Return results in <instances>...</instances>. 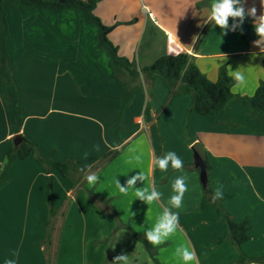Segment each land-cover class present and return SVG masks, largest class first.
<instances>
[{
	"label": "crops",
	"instance_id": "obj_1",
	"mask_svg": "<svg viewBox=\"0 0 264 264\" xmlns=\"http://www.w3.org/2000/svg\"><path fill=\"white\" fill-rule=\"evenodd\" d=\"M211 2L102 0L94 14L103 25L114 27L110 41L139 70L164 54L187 53L211 81H217L221 67L227 71L229 66L233 71L241 67L247 83L233 91L234 84L232 92L251 97L264 81V52L253 43L259 37L243 39L246 21L242 31L225 34L208 21ZM252 6L259 16L260 0H246L245 8ZM4 8L11 33L7 51L21 92L22 122L17 133L14 106L0 84V175L8 153L16 146L15 138L22 135L36 143L46 158L64 162L74 157L88 168L86 177L94 172L99 181L90 186L86 179L84 186L73 188L54 167L47 173L31 158L13 162L7 180L0 185V264L7 259L15 264H47L49 251L39 242L49 230L45 197L50 176L53 202L59 208L52 222L54 264H112L122 253L130 256L131 264H140L141 252L132 241L141 242L133 232L145 235L164 208L171 207L172 182L178 176H185L188 186L182 207L172 209L179 212L180 230L164 244L153 246V263L183 264L175 249L187 241L199 264H238L239 253L233 244H216L226 234L225 226L217 222L216 209L201 208L205 189L193 159L196 142L210 165L209 189L231 196L224 205L236 222L251 220L244 252L264 257V133L256 132V121L246 116L244 106L232 102L217 115L193 113L187 120L191 96L183 95L167 106L169 91L160 81L153 83L141 74L134 99L124 107L109 58L97 47L98 27L86 23L82 11L58 13L8 1ZM69 47L73 53L67 55ZM230 121L237 126L229 129ZM114 150H120L114 160L98 165ZM169 151L194 169L154 167L153 154L161 157ZM135 154H142L141 163L130 161ZM140 171L148 177L145 185H154L162 193L151 205L135 199L133 190L124 195L116 187V179L125 186ZM142 187V181L134 185ZM88 190L110 200L114 211L95 201ZM120 221L125 225L120 227Z\"/></svg>",
	"mask_w": 264,
	"mask_h": 264
},
{
	"label": "trees",
	"instance_id": "obj_2",
	"mask_svg": "<svg viewBox=\"0 0 264 264\" xmlns=\"http://www.w3.org/2000/svg\"><path fill=\"white\" fill-rule=\"evenodd\" d=\"M18 2L25 8H39L43 10H51L58 13L69 9L80 10L85 15L86 23L95 24L98 27L97 47L98 50L105 53L110 61V67L115 80L119 83L122 93L124 107H126L135 97V90L140 87L139 81L141 74L147 79L155 83L160 81L161 85L169 91V100L167 106L175 99L189 95L192 98V105L188 111V116L193 113L208 116L217 115L225 111L229 105L234 102L245 107L246 116L249 119L256 121V132L264 133V81H262L256 93L249 96L236 95L232 92V87L235 81L227 75V68L221 67L217 81H211L197 66L195 58L187 53L178 55L164 54L157 59L152 65L139 70L136 62L130 61L128 58L120 56L118 48L110 41L109 35L114 27H107L102 24L101 20L94 14L96 5L102 0H58L56 2L44 0H0V84L4 92V96L8 102H11L15 109V130L19 133L21 128V92L15 77V69L10 63L9 54L7 51V41L10 38L7 13L4 8L5 2ZM246 27L243 33L244 40L257 38L254 29L252 17H246ZM205 30L199 39L202 41L206 34ZM123 111L119 115V121H122ZM228 128L237 126L236 122H228ZM16 146L8 153L7 163L3 172L0 175V185L8 178V171L13 162L17 160L33 159L47 173L50 168H56L60 174L67 179L73 188L76 186H84L86 184V174L88 168L76 161L72 156L68 157L64 162H57L52 158H46L42 155L39 146L28 140L22 135L17 136ZM16 137V138H17ZM15 138V139H16ZM120 154V150H114L107 153L98 165L109 163ZM208 169L210 165L207 161ZM183 168L193 170V165H184ZM53 177H49L48 190L45 197V204L48 212L47 226L49 227L47 237L39 242V246H46V251H49L47 264H54L50 255L52 246L53 219L57 216L59 208L53 202ZM91 197L106 206L108 211H114L110 200L94 192L88 190ZM214 193L208 188L204 191L201 208L205 209L213 206L217 211V222L223 224L226 228V234L216 241V244H221L225 241L233 244L238 253V264H264L263 256H248L243 246L250 240L249 232L251 229V220L246 218L242 222H236L233 216L225 208L224 202L230 199L231 196L224 195L222 199L213 202L211 196ZM123 224L119 222V226ZM137 240H139L150 256L155 259L154 247L150 244L145 235H139L133 232Z\"/></svg>",
	"mask_w": 264,
	"mask_h": 264
},
{
	"label": "clouds",
	"instance_id": "obj_3",
	"mask_svg": "<svg viewBox=\"0 0 264 264\" xmlns=\"http://www.w3.org/2000/svg\"><path fill=\"white\" fill-rule=\"evenodd\" d=\"M260 2L262 11L261 14L257 16V9L255 6L247 9L245 8L246 0H212L208 21L214 22L215 25L219 26L226 34V31L228 30L236 31L237 29H240L242 31V25L245 18L252 17L255 32L259 37V39L253 43L260 48L261 52H264V0H260ZM230 18L233 21L231 26L229 25ZM253 55L255 56V53ZM224 59H226L225 55ZM227 75L236 82L233 91H235L236 88L244 87L247 83L246 76L241 70V67H238L233 71L229 66ZM96 147L97 150H99V146L97 145ZM130 151L133 153L136 152L135 149H130ZM130 161L141 163L142 154L131 156ZM152 164L154 167H158L162 171H167L169 166L174 170H182L184 166L183 161L173 151L166 152L161 157H155L153 154ZM86 179L90 186H94L99 181V177L94 172L90 173ZM147 180V175L140 171L138 175H134L127 179L125 186H122L117 179L115 183L120 193L128 195L129 190L131 189L134 191L135 199H138L147 205H151L161 199L162 193L157 191L154 185L152 187L146 186L145 182ZM186 180L187 178L185 176H178L175 178L172 182V191L174 194L168 201L171 207H165L163 212L158 215L155 224L145 232L147 241L154 247L164 244L172 235L180 230L179 212H174L172 209H180L183 205L184 195L188 191ZM137 181L144 182V187L134 188ZM223 196V191L217 189L211 196V200L215 202L216 200L222 199ZM175 256L178 260L182 261L183 264H199V259L195 250L187 241L176 247ZM5 264H15V261L7 259ZM112 264H131L130 256L123 253L117 255L114 257Z\"/></svg>",
	"mask_w": 264,
	"mask_h": 264
},
{
	"label": "water",
	"instance_id": "obj_4",
	"mask_svg": "<svg viewBox=\"0 0 264 264\" xmlns=\"http://www.w3.org/2000/svg\"><path fill=\"white\" fill-rule=\"evenodd\" d=\"M19 138L17 137L15 139V143H17V140ZM193 159L195 166L199 169L200 172V181L203 186V188L206 190L209 188V182H210V174L209 169L207 165V157L205 155L204 149L202 145L199 142H196L193 147Z\"/></svg>",
	"mask_w": 264,
	"mask_h": 264
},
{
	"label": "rangeland",
	"instance_id": "obj_5",
	"mask_svg": "<svg viewBox=\"0 0 264 264\" xmlns=\"http://www.w3.org/2000/svg\"><path fill=\"white\" fill-rule=\"evenodd\" d=\"M45 1V0H44ZM20 4V3H19ZM6 11V10H5ZM6 13H7V11H6ZM7 19H8V17H7ZM13 21H14V17H12V19H11V26L13 27ZM8 25L10 26V24H9V22H8ZM96 26V25H95ZM9 34H10V36H11V33H10V31H9ZM9 40H10V38H9ZM8 40V41H9ZM8 41H7V43H8ZM146 45H144L143 46V48H142V50L143 51H146ZM66 52H67V55L68 54H72L73 53V50H72V48L71 47H69V48H67L66 49ZM153 52H155V50H153ZM127 234V233H126ZM129 236V235H128ZM131 244V243H130ZM142 244V243H141ZM140 243H138V242H133L132 241V245H137V247L139 248L138 250H139V252H141V259H140V264H154L153 263V260L151 259V256H150V254H149V252L146 250V248L144 247V245L142 246Z\"/></svg>",
	"mask_w": 264,
	"mask_h": 264
}]
</instances>
